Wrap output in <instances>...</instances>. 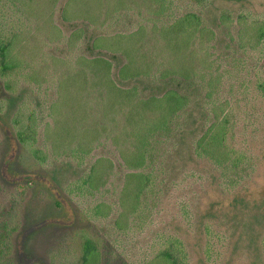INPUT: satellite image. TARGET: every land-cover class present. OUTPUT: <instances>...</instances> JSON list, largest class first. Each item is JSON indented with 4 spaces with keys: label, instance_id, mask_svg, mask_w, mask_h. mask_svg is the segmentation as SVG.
<instances>
[{
    "label": "rangeland",
    "instance_id": "rangeland-1",
    "mask_svg": "<svg viewBox=\"0 0 264 264\" xmlns=\"http://www.w3.org/2000/svg\"><path fill=\"white\" fill-rule=\"evenodd\" d=\"M30 1L42 5L41 12L0 0V33L22 35L21 66L0 71V217L15 227L10 249L1 246L0 264H166L164 256L155 257L174 243L181 244L180 264H264V98L255 88L264 77V40L240 39L234 20H263L264 0H160L166 9L159 13L158 0H121V10L92 25L65 20L66 0H60L53 21L63 37L56 42H50V0ZM189 11L200 13L214 36L205 41L207 53L200 43L191 46L194 54L182 49L180 63L195 70L210 65L219 79L213 97L205 96L207 80L198 74L159 82L146 74L123 79V54L92 46L99 35L124 34L134 42L144 25L136 62L168 63L171 49L152 19L164 25ZM222 12L232 19L221 22ZM81 56L111 61L116 84L138 86L139 98L167 85L190 96L154 143L157 154L147 165L148 188L137 208L124 188L129 180L134 189L131 173L140 169L129 168L120 150L134 144L139 108L119 110L122 97L105 98L104 108L100 79L86 90L83 72L93 71ZM62 73L70 75L69 97H56ZM214 106L228 113L231 141L243 154L240 169L228 175L195 151ZM92 173L94 188L87 181ZM100 203L104 214L95 212Z\"/></svg>",
    "mask_w": 264,
    "mask_h": 264
},
{
    "label": "trees",
    "instance_id": "trees-1",
    "mask_svg": "<svg viewBox=\"0 0 264 264\" xmlns=\"http://www.w3.org/2000/svg\"><path fill=\"white\" fill-rule=\"evenodd\" d=\"M12 4L20 5L27 13L41 12L42 5L35 6L30 0H9ZM60 0H50V42L62 40L63 32L59 26L53 21V15L56 11ZM159 1L160 10L166 9L165 3ZM121 0H66L62 7V17L65 20L73 18H81L88 24H97L100 20L105 22L106 19L114 12L121 10L119 5ZM220 21L225 22L232 19L230 14L222 12ZM234 20L238 23L239 38L247 39V42L254 41V44L262 43L264 40V19L252 20L246 22L247 19L243 15L237 16ZM152 25L158 28L164 36V45L171 49V57L168 63L163 60H153L140 65L135 59L136 46H142L145 38V26L140 25L136 34L138 35L134 42H130L132 36L118 34L114 36L99 35L92 39L94 48H105L111 51H119L125 57L124 64L119 69V76L123 79L135 77L137 75H150L155 81L165 80L167 77H192L198 74L203 80H207V85H203L205 96L213 97L216 93V85L218 81L213 76V72L208 69L210 65L205 67H195L197 70L190 68L191 66L181 64L180 58L182 49L190 48L193 44H205L206 40H210L214 36V31L207 24L200 13L195 11L185 12L164 25H158L157 19H152ZM130 43V44H129ZM22 49V35L19 31H15L3 36L0 33V71L2 75L13 72L21 66L19 53ZM209 44L202 47L204 53H207ZM197 52L195 47H191V54ZM20 57V58H19ZM85 60L87 65L92 69L83 72L86 80V90L90 88V83L100 79L97 88L101 92L103 100L100 104L107 106L105 98L111 100L115 97L120 98L121 102H114L111 108L118 106L119 110H125L126 106L133 105L139 108V114L136 123L132 128L134 144L126 151L120 150L122 159L126 165L132 169H140L131 173L135 178V187L129 190V180L126 182L124 191L133 194L132 208L139 206L143 194L148 188L147 165L157 154V147L154 144L158 142L160 137L166 135L174 122L176 114L181 111L187 104L188 94L183 93L177 87L168 86L160 94H153L147 98H139L138 86L123 88L116 84L112 77V63L103 57H78ZM186 66V67H185ZM208 66V67H207ZM70 75L62 73L58 76V94L56 97H69L67 85L69 84ZM255 88L259 95L264 98V77L256 80ZM97 89V90H98ZM149 110L153 113L149 114ZM221 106L212 108L213 121L207 126L205 131L195 141V151L198 156L205 157L220 167L224 175H228L231 171L237 172L241 166L243 154L237 152L231 141V128L228 123V113H223ZM88 182L91 188H94L95 174L89 176ZM85 180V181H86ZM84 183V182H82ZM80 187V186H79ZM24 186L20 185V190ZM104 206L102 203L96 206L95 212L104 214ZM137 208V207H136ZM123 214V213H122ZM3 220L0 217V254L5 252L3 245L10 249V237L15 227L9 228L7 225L1 224ZM121 220H117L119 225ZM264 252V234L261 239ZM181 244L174 243L169 249L161 250L155 258L164 256L166 264H180L177 256L181 252ZM153 260V259H152ZM103 264V263H102Z\"/></svg>",
    "mask_w": 264,
    "mask_h": 264
}]
</instances>
